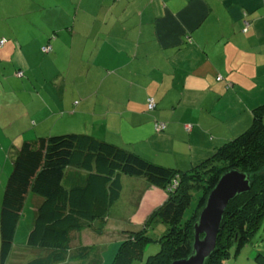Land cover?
<instances>
[{"label":"crops","instance_id":"1","mask_svg":"<svg viewBox=\"0 0 264 264\" xmlns=\"http://www.w3.org/2000/svg\"><path fill=\"white\" fill-rule=\"evenodd\" d=\"M4 38L0 209L22 141L88 134L188 171L242 134L264 104V0H0ZM129 183L136 207L120 220L143 222L165 195ZM24 229L20 221L7 264Z\"/></svg>","mask_w":264,"mask_h":264},{"label":"trees","instance_id":"2","mask_svg":"<svg viewBox=\"0 0 264 264\" xmlns=\"http://www.w3.org/2000/svg\"><path fill=\"white\" fill-rule=\"evenodd\" d=\"M6 43L7 39L0 40V46ZM48 46L51 47H45ZM150 100L154 102L153 109ZM147 105L148 111L156 110L153 98L147 100ZM159 123L164 122L156 125ZM11 164L0 209V264H7L30 194L40 203L26 247L47 253L25 264H104L100 248L87 243L83 233L95 221L101 225L107 222L109 212L121 199L124 176L142 180L147 189L162 191L165 198L143 217L142 227L127 233L112 264L141 259L153 242L159 249L146 264L186 259L192 249L193 225L208 195L223 173L237 168L250 176L251 190L229 204L216 250L206 262L231 264L264 223V104L252 110L251 124L242 134L217 147L188 171L157 164L129 149L82 133L25 141L12 153ZM196 195L200 198L193 207ZM158 224L164 231L155 240L150 231ZM253 256L257 264H264V251L256 250Z\"/></svg>","mask_w":264,"mask_h":264},{"label":"rangeland","instance_id":"3","mask_svg":"<svg viewBox=\"0 0 264 264\" xmlns=\"http://www.w3.org/2000/svg\"><path fill=\"white\" fill-rule=\"evenodd\" d=\"M156 130V127H155ZM24 141L21 142V144ZM132 177H125V189L122 192V199L119 200L117 208L119 212L116 214L114 213L115 209H112L107 217V222L101 225L100 221H95L94 226L90 227L89 229L85 230L83 235L87 239V243L90 245H96L100 248L101 254L104 256V264H112L116 251L119 248L121 242L125 239L127 233L132 230L139 229L142 227L141 220L133 221L130 224L125 222L124 220H120L122 216L127 217L128 210L130 208L136 207L135 204L128 203L129 198H133L136 194L134 190H137L135 187L130 185L129 179ZM136 180V178H132ZM125 193V195H124ZM124 195V196H123ZM35 198V195H30V197L26 200L24 213L22 216V228L24 230H20V234L17 238V249L14 251L12 255L11 262L9 264H20V257L25 259V263L28 261H32L34 259L40 258L44 256L47 251L39 250V249H29L26 247L28 235L32 229L33 222L35 219V206L32 202V199ZM200 196L196 195L195 203L193 207L198 203ZM127 208V209H126ZM126 209V210H123ZM190 214V212H188ZM187 214V216H188ZM136 226V227H134ZM100 230V232L97 231ZM26 230V233L24 232ZM28 231V232H27ZM164 231V227L162 224H158L155 227L151 228V238L158 239ZM15 244V243H14ZM159 249V245L156 243H151L145 250L143 257L141 259L133 260L129 264H146L147 259L149 256L155 255L157 250ZM258 251H264V223L257 235L252 239L251 243L245 247V250L239 255L237 258L231 259V264H257L254 261L253 253ZM255 251V252H254ZM249 253H251L249 255ZM24 263V264H25ZM65 264H75L74 261H69ZM172 264V263H171Z\"/></svg>","mask_w":264,"mask_h":264},{"label":"water","instance_id":"4","mask_svg":"<svg viewBox=\"0 0 264 264\" xmlns=\"http://www.w3.org/2000/svg\"><path fill=\"white\" fill-rule=\"evenodd\" d=\"M251 190L250 176L237 169L222 174L193 225V243L186 259L172 264H206L216 250L218 235L229 204Z\"/></svg>","mask_w":264,"mask_h":264},{"label":"built area","instance_id":"5","mask_svg":"<svg viewBox=\"0 0 264 264\" xmlns=\"http://www.w3.org/2000/svg\"><path fill=\"white\" fill-rule=\"evenodd\" d=\"M4 43H5L4 40L1 41V44H4ZM50 51H51V47H49V46L43 48V52H45V53H48ZM20 75H22V74L20 73ZM149 103H150V108L153 109L155 107L153 100H150ZM166 127H167V125L165 123H159L158 125H156V131L157 132H162V131L166 130ZM185 129L187 131H190L191 130V126H185Z\"/></svg>","mask_w":264,"mask_h":264}]
</instances>
